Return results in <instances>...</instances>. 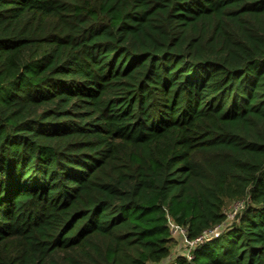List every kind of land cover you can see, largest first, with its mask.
<instances>
[{
    "label": "trees",
    "instance_id": "1",
    "mask_svg": "<svg viewBox=\"0 0 264 264\" xmlns=\"http://www.w3.org/2000/svg\"><path fill=\"white\" fill-rule=\"evenodd\" d=\"M0 264H264V0H0Z\"/></svg>",
    "mask_w": 264,
    "mask_h": 264
},
{
    "label": "rangeland",
    "instance_id": "2",
    "mask_svg": "<svg viewBox=\"0 0 264 264\" xmlns=\"http://www.w3.org/2000/svg\"><path fill=\"white\" fill-rule=\"evenodd\" d=\"M238 207V201H234L231 203H228L225 207V213L227 215V219L224 225H222L221 227H218V229H225L226 227H228L229 225H231L234 221V217L235 214L237 212H239V209H237ZM172 223H174L172 220H170ZM222 229V230H223ZM181 231H184V228L181 226H178V228L174 229L172 228L171 230V238L173 239L172 241V246H171V258L177 256V255H186L187 256H191L189 254V250H191L192 248H194V246L196 245V243H200V242H196V243H191L190 245H188V243L185 240V237L182 235ZM220 231V230H218ZM214 236V229L206 232L204 234V237L206 238H210V236ZM189 246V247H188Z\"/></svg>",
    "mask_w": 264,
    "mask_h": 264
},
{
    "label": "built area",
    "instance_id": "3",
    "mask_svg": "<svg viewBox=\"0 0 264 264\" xmlns=\"http://www.w3.org/2000/svg\"><path fill=\"white\" fill-rule=\"evenodd\" d=\"M243 207V201H238V207H237V209H241ZM178 226L179 225H177L175 222L174 223H172L170 220H169V232H170V234H171V230H172V228H174V229H176V228H178ZM184 228V227H183ZM219 229H218V227H216L215 229H214V236H217L218 235V231ZM181 233H182V235L185 237V240H186V242L188 243V245H190L191 243H196V242H202L203 240H204V238H206V237H204V235H202L201 237H199V238H196V239H194V240H188L187 239V236H186V229L184 228V231H181ZM212 236V235H211ZM197 244V243H196ZM191 246V245H190ZM189 247V246H188ZM189 254H190V250H189ZM185 256H187V254L185 255ZM188 258H190V256H187Z\"/></svg>",
    "mask_w": 264,
    "mask_h": 264
}]
</instances>
